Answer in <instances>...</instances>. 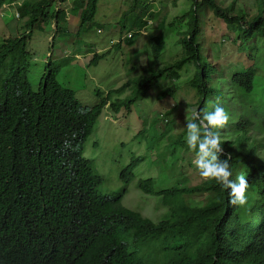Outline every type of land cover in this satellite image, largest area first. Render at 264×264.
I'll use <instances>...</instances> for the list:
<instances>
[{
    "label": "trees",
    "instance_id": "obj_1",
    "mask_svg": "<svg viewBox=\"0 0 264 264\" xmlns=\"http://www.w3.org/2000/svg\"><path fill=\"white\" fill-rule=\"evenodd\" d=\"M8 1L0 0V6ZM53 1L23 3L19 12L30 28L53 21L55 32L63 33L66 7L48 11ZM188 1V10L180 16L185 22L178 38L180 56L160 67L144 68L90 108H82L74 92L57 81V68L48 66L34 91L27 79L26 36L2 40L0 264H27L30 258L28 264H264V0H252L250 6L241 0ZM97 3L72 1L81 25L91 24ZM149 8V0H132L121 10L117 45L120 39L131 44L150 24L147 16L155 19L158 9ZM213 19L225 24L228 33L222 37L242 49L250 60L247 67L228 74L204 56L206 46L213 50L205 27ZM164 25L162 20L158 27ZM151 49L158 59L163 41L153 38ZM105 55L95 53L88 64ZM190 66L192 75L185 84L197 95L195 112L209 111L205 106L211 110L219 102L229 115L219 130L220 158L228 161L230 179L245 174L248 201L245 207L229 205L227 190L215 181L202 179L191 186L186 173L174 172L180 184L165 189L155 188L151 177L140 179L137 187L159 196L169 212L166 219L153 222L123 206L121 193H98L102 178L82 156V146L107 103L115 113L122 107L129 111L131 103L161 78L167 84L157 86L156 99L174 97L179 74ZM125 89L131 93L120 99ZM160 118H167L170 128L177 123L173 118L172 124L167 113ZM174 134V152L194 153L185 142V125ZM141 161L133 156L119 172L125 183L134 178ZM194 195H203L204 202H194Z\"/></svg>",
    "mask_w": 264,
    "mask_h": 264
},
{
    "label": "rangeland",
    "instance_id": "obj_2",
    "mask_svg": "<svg viewBox=\"0 0 264 264\" xmlns=\"http://www.w3.org/2000/svg\"><path fill=\"white\" fill-rule=\"evenodd\" d=\"M35 1L38 0H15L12 9L0 6V43L5 38L26 36V49L29 53L27 79L34 91L38 89L40 77L48 66L57 68V81L74 92L82 108H90L108 90L116 89L127 79L141 75L144 68L160 67L163 63L177 59L181 54L178 38L185 29V22L180 16L188 10V0H177L175 4L171 0H149L151 12H156L155 7L158 9L155 19L147 16L150 24L136 34L133 42L128 45L121 39L119 45L116 44L119 41L116 21L121 10H126L132 0H98L91 24L84 25H81V15L76 14L71 6L73 0H60L59 3L53 1L54 6H48V11H53V7L54 10L66 7L68 20L63 33L55 32L53 21H49V24L42 21L32 28L25 24L27 17L19 12L17 3ZM241 1L249 6L252 3V0ZM162 20L165 21L164 28H159ZM213 20L207 21L205 25L210 36L209 41H214L213 50L206 46L204 56L211 64L224 69L228 74L247 67L250 60L241 52L242 49L222 37L228 33L225 24ZM153 38L163 41V50L158 59L152 56ZM104 52L106 55L96 64H88L95 53ZM192 69L190 66L179 74L177 82L180 88L174 97L156 99L155 92L159 85L167 84L161 78L157 85H153L146 94H141L131 103L129 111L122 107L115 113L107 103L82 146V156L90 161L94 172L102 178L97 188L98 193L108 196L121 193L123 206L141 213L153 222L166 219L169 212L161 204L159 196L144 193L137 187L140 179L152 177L155 179V188L164 189L180 184V177L177 178L174 172L179 176L186 173L187 184L191 186L204 179L196 174L198 170L193 164L194 153L178 154L171 145L174 133L184 127L186 120L190 119L191 113L197 108V95L185 84L192 75ZM2 71L0 69V73ZM130 93L129 89H125L118 96L122 99ZM205 109L210 110V107L205 106ZM163 113H167L172 124L175 118L177 123L172 128L166 122L167 118H160ZM133 156L142 157V161L133 170L134 178L125 183L119 172ZM187 157H190L192 166L188 164ZM204 198L203 195H194L192 200L204 202Z\"/></svg>",
    "mask_w": 264,
    "mask_h": 264
},
{
    "label": "clouds",
    "instance_id": "obj_3",
    "mask_svg": "<svg viewBox=\"0 0 264 264\" xmlns=\"http://www.w3.org/2000/svg\"><path fill=\"white\" fill-rule=\"evenodd\" d=\"M54 1L55 3L60 2V0ZM21 4L23 3H17L18 7ZM228 121L229 115L220 106L219 102L213 103L209 111H202V113L192 112L190 119L185 124V142L188 149L194 152L193 164L198 170L199 175L204 179L215 181L216 184L227 190V203L229 205L245 207L248 201L249 189V183L245 179V174L242 173L236 176L234 180L230 179L232 171L228 161L227 159L220 158L222 143L219 130ZM32 259L30 258L28 263H31ZM38 264L43 263L40 262Z\"/></svg>",
    "mask_w": 264,
    "mask_h": 264
},
{
    "label": "crops",
    "instance_id": "obj_4",
    "mask_svg": "<svg viewBox=\"0 0 264 264\" xmlns=\"http://www.w3.org/2000/svg\"><path fill=\"white\" fill-rule=\"evenodd\" d=\"M15 0H10V3L9 4H7V3H3V5L2 6H4V7H8L9 9H12L13 8V4H15V2H14ZM17 2H18V0H17ZM22 5V4H21ZM19 8V7H18ZM25 24H26V21H25Z\"/></svg>",
    "mask_w": 264,
    "mask_h": 264
}]
</instances>
